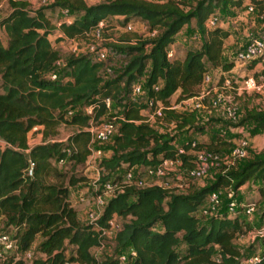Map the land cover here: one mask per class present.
Wrapping results in <instances>:
<instances>
[{
	"label": "trees",
	"instance_id": "16d2710c",
	"mask_svg": "<svg viewBox=\"0 0 264 264\" xmlns=\"http://www.w3.org/2000/svg\"><path fill=\"white\" fill-rule=\"evenodd\" d=\"M5 1L10 11L0 18V220L12 228L19 258L15 260L13 253L0 259V264H119L118 256L128 250L134 256L127 255L126 264H247L251 258H257L251 264H264V238L260 239L257 256L251 250L242 253L234 245L245 226L239 214L229 218L224 208L206 219L196 216L207 196L220 189L235 191L250 183L262 199L264 148L242 167L220 172L206 186L191 185L185 193L124 186L106 203L96 223L103 229L112 215L128 219L114 234L112 255L101 261L91 255V249L103 245L101 233L91 224L79 223L67 202L68 188L84 179L69 177L67 186L63 181L48 182L62 177L50 160L67 159L73 165L85 162L89 136L83 129L104 115L105 99L115 101L119 109L111 155L99 162V168L106 172L102 180L113 175L112 180L117 181L123 171L134 166L150 167L161 160L176 159L174 137L141 122L139 112L147 100L167 106L176 92L175 101L195 97L206 73L204 59L221 73L231 70L232 62L220 61L227 31L218 26L206 28L205 22L217 12L230 15L233 7L241 6V0H198L187 11L170 0H103L94 5H86L83 0H53L32 14L27 0ZM256 4L260 10L261 2ZM50 9H65L75 15L70 24H58L56 31L61 37L56 41L84 39L99 22L110 17L122 18L124 26L136 18L148 32L158 31L151 40L137 38L134 45L114 48L124 59V66L116 77L104 81L99 75L104 63L92 61L88 54L61 60L48 39L55 30L45 18V10ZM191 22L201 36L200 48L185 52L181 59L168 58L166 51L175 35ZM60 60V68L55 69L54 64ZM52 71L54 80L48 77ZM140 80L144 82V94L132 101L131 88ZM84 108H91V114L86 115ZM67 112H72L69 121L65 119ZM170 122L174 129H186L193 135L206 130L195 124L194 112H166L164 123ZM244 122L264 132L263 112L247 111L237 127ZM60 123L78 129L63 149L47 139ZM33 127L42 128L41 144L29 148L27 134ZM180 146L185 152L189 150L184 143ZM177 158L181 167L187 168L188 157ZM30 163L32 175L27 177ZM37 237L41 239L37 249L43 257L25 263L20 256L30 250ZM180 245L182 254L176 251Z\"/></svg>",
	"mask_w": 264,
	"mask_h": 264
},
{
	"label": "rangeland",
	"instance_id": "374dc122",
	"mask_svg": "<svg viewBox=\"0 0 264 264\" xmlns=\"http://www.w3.org/2000/svg\"><path fill=\"white\" fill-rule=\"evenodd\" d=\"M53 0H27L28 10L32 14L34 11L48 7L51 5ZM86 5H94L102 2L103 0H83ZM152 1V0H144ZM165 1V0H163ZM178 2L181 8L184 11H187L198 0H170ZM10 9L5 0H0V18L5 17L9 13ZM68 16L73 18L74 14L68 12ZM216 17L218 19V24L216 26L225 29L228 33V38L223 41L224 48L222 46L223 56H221V63H230L232 62V68L228 72H223L224 77L229 81L234 83H240L242 79L249 76L262 77L264 81V68L260 66H251V65H235L233 63V57L235 53L240 50L248 41L253 38H256L260 34H264V18H260L258 15H247L244 12L242 6L235 8L231 11V14L225 16L221 12H217ZM45 18L48 22V25L53 29H56L58 24H60L64 18L61 9H50L45 10ZM104 29L103 35L100 42L97 43L96 50L103 51L106 54L105 59H98V55L95 53H88V41L85 39L74 40V43H68L64 39L56 41L59 37L58 32L51 31L49 33L48 39L51 45L57 49L60 53L61 60H66L69 56L74 55L73 50L79 54H88L92 61L104 63L103 69L99 72V75L103 78L104 81L112 80L116 75L120 73V69L124 66V59L119 54L118 48L123 45H134L137 38L140 40H151L155 36H152L148 32L146 25L136 18L129 20L127 25L130 27L129 30H125V26L122 25V18L110 17L104 20ZM157 29H154V32L157 33ZM0 34H2L0 32ZM1 37V35H0ZM201 45V36L194 27V23L191 22L189 26H184L174 37L173 43L169 45L167 50L172 51V56L178 59H181L185 52L195 51L200 48ZM118 53V54H117ZM205 67H207L206 74L210 77L212 86L215 85L218 81V76L221 73L219 68H212L210 64L204 59ZM144 82L142 81V84ZM210 95V98L214 97ZM232 103L235 104L239 109L238 120L235 124L230 125V127H237L241 121L245 118L246 112L250 110H256L264 113V104L260 101L257 95L253 94H241V95H231ZM118 106L115 101H110L109 109L106 110L104 115L97 121L92 122L97 124L101 120L116 119V113L118 111ZM195 114V124L200 127H205L204 135H193L186 131V129L178 130L171 128L169 125L157 124L155 122H150V125L154 127L159 133H167L170 136L174 137L175 144L180 146L185 141H194L197 145H200L199 148H205L207 150L216 151L222 157L226 155L228 149L231 146V142L240 137H246L248 140V148L245 154L244 159L236 162L232 167L224 164L223 158L217 166L212 167L205 178L201 181H186L185 184L192 182L194 187H203L212 182L213 178L222 171L227 169H237L242 167L248 159H251L254 155L260 153L264 148V132L256 131L254 125L251 122H244L240 130H233L232 132L227 129L229 124L225 121V117L221 109H211L206 108L203 110H194L192 111ZM186 113V112H183ZM191 113V112H190ZM72 116V112H67L65 114V119L69 121ZM117 121V120H116ZM41 131L42 128H39L37 132L32 134H27L28 145L33 147L41 144ZM78 132L77 127L60 123L55 131L54 135L48 136V142L50 143H59L62 145V149L66 146V141L69 137L73 136ZM226 140V141H223ZM112 142V141H111ZM221 142V144H216ZM211 147V148H209ZM103 155L100 158H94L88 164L86 160L83 164L73 165L71 161L64 159L63 161H56L54 159L50 160L51 166L56 170L58 174L62 177L58 179L50 178L48 182L63 181L62 184L67 186V181L69 177H74L75 179H84V181L76 184L74 187L68 188V197L67 202L69 206L75 211L76 218L79 223L88 225L89 221L86 219V211L90 207L93 199L102 194V185L106 180H102V175H105L106 172H103L99 168V162L108 159L111 155L112 144L108 143L95 147ZM186 161V167L190 166L188 160ZM185 168V167H182ZM176 173V172H175ZM175 175H180L176 173ZM114 176H110L109 179H113ZM167 180L173 184L175 182L174 176L171 175ZM264 186V185H263ZM234 199L238 204L245 205L254 203V212L250 218H247L243 215H238L239 218L244 223L243 233L240 234L242 237L239 240L234 241V245L242 252L251 250L255 251L256 256L259 255V243L255 235L256 231L261 225L264 224V197L259 196L254 185L247 183L239 187L235 191L232 188L228 189ZM112 196H106V201L108 202ZM227 201L226 194L222 191H219V204L217 209L211 211L210 213L206 212L205 214L200 207L196 212V216H202L204 219L220 213L225 208V203ZM104 209V208H103ZM103 212V211H101ZM102 216V215H101ZM128 219L116 218L115 223L117 226H121L123 223L127 222ZM13 233L12 228L6 227L2 220H0V235L7 234L11 236ZM113 235L109 234L102 238L103 245L99 248L91 249V255L97 260H104L105 258L112 255L114 251L113 244ZM41 239L36 238L31 248L29 250V258L25 260V263H30L33 260L41 259L43 256L38 251L37 246L40 243ZM178 254H182L184 248L182 245L176 248ZM248 264V263H247Z\"/></svg>",
	"mask_w": 264,
	"mask_h": 264
},
{
	"label": "built area",
	"instance_id": "2783aa9c",
	"mask_svg": "<svg viewBox=\"0 0 264 264\" xmlns=\"http://www.w3.org/2000/svg\"><path fill=\"white\" fill-rule=\"evenodd\" d=\"M167 1V0H165ZM188 1V0H185ZM150 2H164L163 0H152ZM256 2H261V9H257ZM241 6L244 9V12L247 15H258L260 18H264V0H241ZM61 12L64 15V18L61 23L66 25L72 22L71 17L68 16V12L65 9H62ZM104 21L99 22L84 38L88 41V53H95L98 55V59L103 60L106 57L105 52L97 51V43L100 42L103 35ZM218 24V19L216 14L209 15L205 22L206 28H213ZM128 25L125 26V30H129ZM152 36H155L156 33L154 30L151 32ZM59 37H61L59 35ZM64 39V38H63ZM62 39V40H63ZM68 43H74V40L79 39H64ZM74 55L78 54L73 50ZM166 56L168 58L172 57V51L167 50ZM233 63L235 65L243 66L250 65L253 63V67L260 66L264 68V34H260L256 38L248 41L240 50H238L234 57ZM62 62L57 61L54 64V68H60ZM49 79L54 80L56 78L55 71H52L49 74ZM143 80H140L133 84L131 88V100L136 101L137 98L144 94L143 91ZM156 90V87H154ZM215 94L213 98H210V95ZM241 95V94H253L257 95L260 101L264 104V81L262 77L249 76L241 80L240 83H233L224 77L223 73H220L218 76V81L215 85L212 86L210 77L205 73L202 78V83L198 94L195 97L174 101L168 103L167 106L162 105L160 102L153 103L150 100L145 101V107L140 110L139 114L142 118L143 123L149 124L150 122H155L157 124L164 123L165 113L172 112H186L190 113L194 110H203L208 108L211 109H221L225 121L229 124L227 129L229 131L240 130L242 127L232 128L230 125H233L238 120V107L232 103L231 95ZM104 107L106 110L109 109L110 101L105 99L103 101ZM83 112L86 115L91 114V108H84ZM171 128H174L172 122L168 124ZM41 127H33L28 133L32 134L37 132ZM89 136V141L87 145V150L89 152L86 163L90 162L94 158H100L103 154L96 149L95 147L108 144L112 141V138L116 134V124L115 118L109 120H101L97 124L89 122L87 127L83 129ZM226 141V140H223ZM231 142V146L228 149L226 155L223 157L213 151L207 150L205 148L197 147V144L194 141H185L184 144L189 146L187 152L181 146H176V159L174 160H161L157 165L150 167H140L134 166L128 170L123 171L121 177L117 181L112 179H107L102 185V194L97 195L88 210L86 211V219L89 221V224L94 226L96 232H100L102 238L109 234H114L120 229L116 225L115 215L106 221V228L100 229L97 227L96 223L100 219L103 208L105 207L107 201L106 196H114L117 193H120L124 186L133 187L135 189H145L157 187L163 190H172L177 189V185L180 183H185L186 181H201L208 174L209 170L217 166L220 163L221 159L225 162L227 166L232 167L236 162L244 159L247 148L248 140L246 137H240L236 140L226 141ZM29 147V145H28ZM31 148V147H29ZM28 150H25L26 154ZM68 152V151H67ZM185 155L190 156L188 162L190 166L187 168L181 167V161L177 156ZM32 163L29 164V167L26 171L27 177L32 175ZM180 175H175L176 173ZM171 175L174 176L175 182L171 184L167 178ZM229 188L222 189V191L227 196V203L225 205V213L227 217L232 218L238 214L243 215L247 218H250L254 212L253 204H238L234 199L232 193L228 190ZM221 190V189H220ZM211 192L205 203L201 206L203 213H210L217 209L219 204V191ZM258 239L264 238V224L259 227L255 233ZM242 235H237L236 240H239ZM16 252L15 241L8 236L7 234L0 235V259H4L8 255H12ZM134 256V253L131 250H128L124 253H121L118 256L119 264H126L127 255ZM21 259L25 262L29 258V251L23 253ZM19 258V255H15V260ZM257 258H251L247 261L248 264L255 262Z\"/></svg>",
	"mask_w": 264,
	"mask_h": 264
},
{
	"label": "crops",
	"instance_id": "0c3cea01",
	"mask_svg": "<svg viewBox=\"0 0 264 264\" xmlns=\"http://www.w3.org/2000/svg\"><path fill=\"white\" fill-rule=\"evenodd\" d=\"M235 8L236 7H233L232 10H234ZM54 31H56V29ZM223 48H224V45H223ZM223 55L224 54H223V51H222L221 56H223ZM205 68H206V71H207V67H205ZM176 97H177V92L170 97L168 103L174 102ZM202 135H204V134H202ZM190 185H192V182L190 183ZM177 186H178L177 189H174V193H185L187 191V189L190 187L189 184H185V183H180Z\"/></svg>",
	"mask_w": 264,
	"mask_h": 264
}]
</instances>
